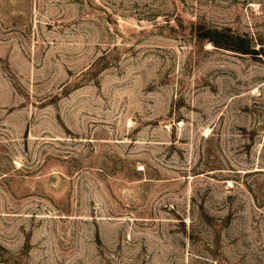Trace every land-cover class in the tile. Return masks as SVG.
Segmentation results:
<instances>
[{"label":"rangeland","instance_id":"obj_1","mask_svg":"<svg viewBox=\"0 0 264 264\" xmlns=\"http://www.w3.org/2000/svg\"><path fill=\"white\" fill-rule=\"evenodd\" d=\"M0 264H264V0H0Z\"/></svg>","mask_w":264,"mask_h":264},{"label":"trees","instance_id":"obj_2","mask_svg":"<svg viewBox=\"0 0 264 264\" xmlns=\"http://www.w3.org/2000/svg\"><path fill=\"white\" fill-rule=\"evenodd\" d=\"M205 39L210 41L214 46L222 47L225 49H230L242 54H250V53H257L258 49H255L254 46L251 44L250 41H248L246 44L242 42L232 43V42H221L225 37L230 38L228 35H225L221 32V30L212 29L207 30L204 33ZM224 37V38H221ZM232 38H235L236 40H241L238 36H232ZM222 39V40H221ZM228 41V40H226Z\"/></svg>","mask_w":264,"mask_h":264}]
</instances>
